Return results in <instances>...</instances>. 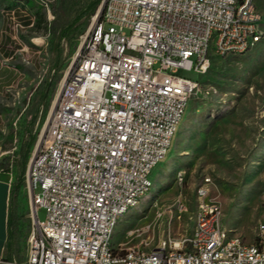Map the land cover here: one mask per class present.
I'll list each match as a JSON object with an SVG mask.
<instances>
[{"label": "built area", "instance_id": "obj_1", "mask_svg": "<svg viewBox=\"0 0 264 264\" xmlns=\"http://www.w3.org/2000/svg\"><path fill=\"white\" fill-rule=\"evenodd\" d=\"M253 3L103 0L27 164L32 222L25 256H0V264H105L95 241L124 202L142 194L197 90V80L178 70L206 71L212 56L260 38L261 14H252ZM209 32H217V53L204 57ZM40 207L44 221L36 217ZM216 209L209 199L199 204L196 239L186 236L153 254L129 247V257L141 254L139 264H264L263 234L250 243L238 236L232 246L205 238L216 225ZM200 243H207L206 252L188 251V244ZM237 246L249 247V254L236 255Z\"/></svg>", "mask_w": 264, "mask_h": 264}, {"label": "rangeland", "instance_id": "obj_2", "mask_svg": "<svg viewBox=\"0 0 264 264\" xmlns=\"http://www.w3.org/2000/svg\"><path fill=\"white\" fill-rule=\"evenodd\" d=\"M253 2L261 14V37L254 46L243 54L210 56L200 74L178 70V75L198 81L197 90L188 99L168 151L149 174L150 188L114 226L113 247L122 243L124 248L152 250L181 240L190 234L199 204H208V199L218 207L219 223L230 235L254 242L264 226V0ZM95 13L84 21L79 36L62 41L60 66L54 72L62 22L58 0H0V178L15 180L31 131L28 164L60 81ZM46 81L50 91L30 127ZM200 187L206 190L203 196ZM30 194L25 170L17 196L20 257L31 233ZM36 217L45 220L43 207Z\"/></svg>", "mask_w": 264, "mask_h": 264}, {"label": "trees", "instance_id": "obj_3", "mask_svg": "<svg viewBox=\"0 0 264 264\" xmlns=\"http://www.w3.org/2000/svg\"><path fill=\"white\" fill-rule=\"evenodd\" d=\"M100 2L101 0H58V4L62 14V22L57 32V42L55 45L56 54L54 62L51 66L54 72L60 66L62 41L70 42L83 32L82 26L84 21L96 12ZM43 86V91L40 94L37 106L34 109L31 120L29 121L30 127L35 122L39 113V107L46 99L51 88L50 82L47 81ZM28 136V141L22 148L21 159L19 160L18 174L15 180L11 182L10 186L7 216V237L5 242V253L3 255V257L8 259L18 257L22 249L21 215L18 212L17 196L23 182L28 154L34 138V135L31 131L28 132Z\"/></svg>", "mask_w": 264, "mask_h": 264}, {"label": "bare ground", "instance_id": "obj_4", "mask_svg": "<svg viewBox=\"0 0 264 264\" xmlns=\"http://www.w3.org/2000/svg\"><path fill=\"white\" fill-rule=\"evenodd\" d=\"M252 14L260 15V12L257 9L255 3H253L252 6ZM259 39L260 38H255V42H246V49H234L233 51H227L226 53H219V56L243 54L247 50H249L252 46H254L259 41ZM211 48L213 49L214 53H217V32H209L207 34L206 50H204V57H210L212 55ZM203 72L205 71H198L197 73L200 74ZM62 83H63V79L60 81L58 91ZM58 91L55 95L53 103L55 102ZM179 122L173 125L172 132L170 134V137L168 138V146H170L174 134L176 133ZM165 154H163L162 157H159L157 159L155 166L165 156ZM150 186H151V180L148 174V177L146 179V184L143 186L142 194H138L137 196L133 197V199L126 200V202H124V205H122V208L117 213V215H115L114 218L109 219L108 226L103 228L100 234V240L95 241V251L99 252V257L103 259V262L105 264H139V261H141V254H133V257H129V248L121 247L120 251L114 252V247L111 244V237L114 230V226L116 225L118 219L129 209V207L136 205L138 200L146 193V191L150 188ZM205 193L206 190L203 187H200L199 189L200 196L205 195ZM211 218H216V225H210L209 231H205V238H215V240H222L223 246H232L237 240L238 236L230 235L226 231V229L220 225L219 213L217 210L211 211ZM194 225H200V216H196ZM259 234H263L264 236V226L261 228ZM188 237L189 239H196V226L192 227ZM168 245H171V243ZM188 251L206 252L207 243L188 244ZM154 252H157V247L153 248L152 250H144L145 254H153ZM247 254H249V247L247 246L236 247V255H247Z\"/></svg>", "mask_w": 264, "mask_h": 264}, {"label": "crops", "instance_id": "obj_5", "mask_svg": "<svg viewBox=\"0 0 264 264\" xmlns=\"http://www.w3.org/2000/svg\"><path fill=\"white\" fill-rule=\"evenodd\" d=\"M10 186V181L0 178V256H3L5 253ZM20 256L21 252L18 257L13 258L22 259L25 256V253L22 255V257Z\"/></svg>", "mask_w": 264, "mask_h": 264}, {"label": "water", "instance_id": "obj_6", "mask_svg": "<svg viewBox=\"0 0 264 264\" xmlns=\"http://www.w3.org/2000/svg\"><path fill=\"white\" fill-rule=\"evenodd\" d=\"M102 11H103V0H101L99 6H98V8H97V11H96V13H95V16H96V17H99V16L101 15ZM45 126H46V125H45ZM44 128H45V127H44Z\"/></svg>", "mask_w": 264, "mask_h": 264}]
</instances>
